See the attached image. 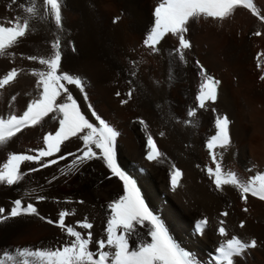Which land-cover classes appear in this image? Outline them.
Here are the masks:
<instances>
[{
    "label": "bare ground",
    "instance_id": "obj_1",
    "mask_svg": "<svg viewBox=\"0 0 264 264\" xmlns=\"http://www.w3.org/2000/svg\"><path fill=\"white\" fill-rule=\"evenodd\" d=\"M29 2L0 0V20L26 15L19 5L27 6ZM35 2L42 9L41 0ZM158 3L159 0H62V30L55 27L50 17L44 21L35 18L34 30L11 50L15 58L0 57V76L12 67L24 69L14 83L0 90V114L25 110L32 98L28 93L36 94V78L30 72L42 66L24 57L50 55L54 34L58 35L61 71L78 76L85 83L84 93L69 86L81 111L98 126L92 116L95 111L119 132L118 164L137 180L145 202L161 217L173 239L192 254L197 264H215L213 256L219 242L232 235L246 241L254 238L257 247L236 257L235 264H264V201L249 195L245 203L232 186L216 189L207 174V168L215 165L206 147L216 132V113L210 108L212 102L200 109L195 100L202 79L196 61H207L221 76L216 80L220 81L218 92L222 101L217 98L225 105L221 108L228 111L231 121V144L217 150L218 155L223 153V167L244 180L264 173V80L260 79L264 75V56L257 60L258 54L264 53V23L242 7L223 21H191L186 37L192 47L185 50V63L175 53L178 39L171 34L157 45L158 51L144 44ZM254 3L264 13V0ZM255 31L262 35H252ZM13 95L17 96L15 102L11 101ZM10 103L12 109L8 107ZM193 107L197 108V115L189 117L187 113ZM140 120L148 125L147 131ZM56 128L58 121L52 120L50 114L42 124L23 130L7 146L0 147V163L9 152L42 147L43 136L54 133ZM148 134L165 154L161 161L146 159ZM82 147L83 142L73 137L61 146L57 156L68 152L79 155L78 149ZM94 150L99 154L98 149ZM72 159L69 156L47 168L26 162L21 166L23 171L33 167L39 171L30 172L18 185L0 184V207L5 214L16 199H21L25 206L33 203L39 212V216L21 215L0 222V250L14 252L18 247L64 242L68 239L64 232L46 222L55 221L64 209L75 210V215L66 218V224L75 225L87 217L93 223L94 240L105 236L110 212L107 205L122 194V182L111 177L102 159L87 161L78 170L62 175L60 169ZM172 164L183 173L175 191L171 189ZM37 196L46 199L41 201ZM224 212L228 215L223 216ZM41 216L46 219H40ZM204 218L208 225L201 234L195 225ZM221 220L225 221L228 237L216 233ZM140 231L143 236L145 230ZM90 247L95 249L94 244Z\"/></svg>",
    "mask_w": 264,
    "mask_h": 264
},
{
    "label": "snow or ice",
    "instance_id": "obj_2",
    "mask_svg": "<svg viewBox=\"0 0 264 264\" xmlns=\"http://www.w3.org/2000/svg\"><path fill=\"white\" fill-rule=\"evenodd\" d=\"M13 2L15 3V0ZM41 4L42 9L37 7L35 0H30L27 6L21 3L19 7L26 15H17L10 20H0V57L15 58V52L11 50L34 30L35 18L44 21L50 17L55 27L62 30V0H41ZM241 7L264 23V13L257 9L254 0H159L153 13L154 23L148 29L144 44L152 51H158L157 45L171 34L178 39L175 53L180 61L186 63L185 50L192 47L190 40L186 37L189 32V23L200 18L223 21ZM252 35L261 36L262 33L255 31ZM50 47L51 54L46 57L38 55L24 57L42 66L41 69H33L30 72L36 78V94L28 93L32 98L22 113L10 110L6 115L0 114V147L7 146L23 130L42 124L50 114L52 120L58 121V128L54 133L48 132L43 136V146L38 149H28L22 153L9 152L6 160L0 163V184L18 185L30 172L39 171L37 167L23 171L21 166L26 162L47 168L71 156L73 157L71 163L60 169L62 175L78 170L79 166L87 161L102 159L110 170L111 177H116L122 182V194L107 205L110 212L103 238L94 240L91 231L93 223L87 217L77 221L75 225L66 224V218L75 215V210H60L55 221L47 219L46 222L60 228L68 237L67 240L55 246L18 247L14 252L7 249L0 250V264H197L192 254L173 239L161 217L149 208L137 180L118 164L116 143L119 132L95 111L92 112V116L99 122L98 126L90 122L81 111L69 86H74L84 93L85 83L80 77L61 71V39L58 35L54 34ZM261 56H264V53L258 54V61ZM196 65L202 79L195 100L198 101V108L204 109L208 102L214 103L217 100L220 81L209 75L199 61H196ZM257 66H260L259 63ZM23 71L22 68L12 67L0 76V90L14 83ZM260 79L264 80V75ZM128 95L131 97V91ZM84 98L87 99L86 94ZM16 99V95L11 96L12 102ZM123 102L127 103V101ZM8 107L12 109V103ZM187 115L195 117L197 108L189 109ZM230 123L227 115L215 117L216 132L206 143L215 167H208L207 174L212 178L216 189L223 190L224 186H232L239 191L245 203L248 202L249 195L264 201V173L258 172L244 180L236 172L223 167V153L218 155L217 150L227 149L231 144ZM140 124L147 131L148 125L143 120H140ZM73 137L83 142V147L78 149L81 154L68 152L57 156L61 153V146ZM146 148L148 161H161L165 156L151 134L147 135ZM94 149H98L99 154ZM49 157L55 158L46 159ZM182 176V171L172 164L171 189L173 191L180 186ZM53 179L56 177L54 176ZM36 199L42 201L46 197L37 196ZM244 211L248 209L245 208ZM21 215L39 216V212L33 203H27L25 206L21 199L13 201L8 214H5V209L0 207V222ZM222 215L227 216L228 213L224 212ZM40 219L46 218L41 216ZM207 225L208 220L204 218L195 225V228L202 234ZM244 226V222H241L240 227ZM141 229L145 230L143 236ZM218 233L221 237L229 236L224 220L219 221ZM143 237H150V239ZM93 244L94 250L90 247ZM257 244L254 238L246 241L232 235L220 242L217 247L218 255L215 257V264H235L236 257L248 249L256 248Z\"/></svg>",
    "mask_w": 264,
    "mask_h": 264
},
{
    "label": "rangeland",
    "instance_id": "obj_3",
    "mask_svg": "<svg viewBox=\"0 0 264 264\" xmlns=\"http://www.w3.org/2000/svg\"><path fill=\"white\" fill-rule=\"evenodd\" d=\"M199 62H200L202 65H204V63H205V65H204L205 67H204V68H205V69L207 68V69H206L207 72H208V70H209L208 73H209L210 75L212 74V76H213L215 79H221V76H220V75H218L219 78H217L218 76L215 74L216 72L213 71V69H212L210 66L207 65V64H208L207 61L205 62V61L201 60V61H199ZM202 62H203V63H202ZM206 65H207V67H206ZM209 68H210V69H209ZM261 70H262V69H261ZM212 71H213V72H212ZM211 72H212V73H211ZM213 73H214V75H213ZM260 73H262V71H261ZM217 91H218V90H217ZM218 96H219V97H218ZM218 96H217V97L219 98V100L222 101L221 98H220L219 92H218ZM218 98H217V100H216L214 103L212 102V103H213V106H211L212 104H210V108H211V110L213 111V109H215V111L213 112L214 115H215V113H216L215 116H217V115H223V114H224V115H227V116L229 117V115H228L229 113L227 114L228 111H227L226 109H225V111L222 110L221 107H223V106H225V105H223L222 102L220 103L219 100H218ZM218 102H219L220 104H219ZM209 103H211V102H209ZM214 104H215V105H214ZM217 105H218V106H217ZM221 105H223V106H221ZM215 106H216L217 108H216ZM218 109H219V111H218ZM223 109H224V108H223ZM221 110H222V111H221ZM217 111H218V112H217ZM220 111H221V112H220ZM214 126H215V121H214ZM200 220H201V219H200ZM218 227H219V226L216 227V230H218ZM216 233L219 235L218 231H216ZM224 241H225V240H224ZM219 244H220V242H219ZM217 247H218V245H217ZM217 255H218V253H217L216 255L213 256V260H214V261H215V257H216Z\"/></svg>",
    "mask_w": 264,
    "mask_h": 264
}]
</instances>
